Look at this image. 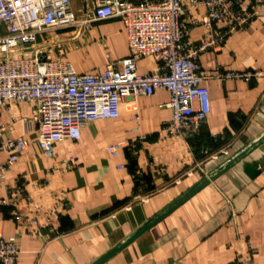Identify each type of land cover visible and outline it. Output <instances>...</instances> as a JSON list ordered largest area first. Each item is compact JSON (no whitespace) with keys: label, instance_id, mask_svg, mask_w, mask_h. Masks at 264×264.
<instances>
[{"label":"crops","instance_id":"crops-1","mask_svg":"<svg viewBox=\"0 0 264 264\" xmlns=\"http://www.w3.org/2000/svg\"><path fill=\"white\" fill-rule=\"evenodd\" d=\"M71 2L80 20L92 16V0ZM203 16L200 9L182 17L187 48L206 37L203 25H192ZM42 36L38 45L48 56L65 58L79 75L101 74L130 55L119 18L94 22L90 30L78 26ZM196 59L200 74L254 77L203 82L211 112L190 141L163 132L172 118L164 107L170 100L166 90L136 102L125 99L118 119L88 123L78 141L56 146L55 159L39 147L38 123L29 125L34 103L0 107V143L28 144L0 185V234L18 237L19 264H92L264 136V18L229 35L222 49L198 53ZM156 67L151 57L137 62L140 75ZM214 133L218 142L211 139ZM142 136L146 140L135 151L127 148ZM112 145L122 146L117 157L108 152ZM204 149L228 155L212 160ZM7 157L0 152V163ZM70 158L76 167L55 168ZM31 201L47 212L56 210L57 217L38 216L40 226L32 228L23 217L30 216ZM105 264H264V141Z\"/></svg>","mask_w":264,"mask_h":264},{"label":"built area","instance_id":"built-area-1","mask_svg":"<svg viewBox=\"0 0 264 264\" xmlns=\"http://www.w3.org/2000/svg\"><path fill=\"white\" fill-rule=\"evenodd\" d=\"M92 1V16L80 20L71 0H0V107L35 104L29 125L38 123L39 147L48 158H56L55 148L64 140L78 141L88 123L118 119L125 99L136 102L159 90L169 93L170 100L164 107L172 111L163 132L190 141L211 112L209 90L203 82H249L254 77L233 71L200 74L196 58L198 53L222 49L229 35L262 20L264 0ZM200 9L204 16L201 21H192V25H203L208 32L196 48H187L181 19L186 12ZM115 18L125 26L130 55L110 64L101 74L79 75L65 58L51 59L44 45H38V37L44 33L78 26L90 30L94 22ZM215 24H221L222 29L216 32ZM42 55L45 61L41 60ZM146 57L153 58L157 67L140 75L137 62ZM219 137L217 133L211 135L213 142H218ZM145 140L142 136L127 148L135 151ZM121 147L112 145L108 152L117 157ZM27 148V142L21 139L0 143V152L8 153L0 163V185ZM202 154L218 160L228 152L204 149ZM196 165L200 163L196 161ZM76 166L77 160L70 158L58 162L55 168ZM30 204V216L23 217L32 228H39L38 216L57 217L56 210L47 212L37 202ZM1 205L7 206L8 200H2ZM19 257L18 237L5 238L0 234V264H19Z\"/></svg>","mask_w":264,"mask_h":264},{"label":"water","instance_id":"water-1","mask_svg":"<svg viewBox=\"0 0 264 264\" xmlns=\"http://www.w3.org/2000/svg\"><path fill=\"white\" fill-rule=\"evenodd\" d=\"M41 60L45 61V55L41 56ZM264 141V136L260 138L258 141L252 143L247 150H245L243 153L239 154L238 156L234 157L233 159L227 161L215 174H212L209 177H206L202 179L200 182L196 183L194 186H192L187 192H185L181 197L176 199L173 203H171L163 212L159 213L157 216L149 220L147 223H145L143 226H141L138 230H136L130 237H128L123 243H121L118 246H115L110 251H108L106 254H104L102 257H100L98 260L93 262L92 264H105L110 259H112L114 256H116L118 253H120L122 250L127 248L129 245H131L133 242H135L137 239H139L142 235H144L146 232H148L150 229H152L154 226H156L158 223L163 221L166 217H168L172 212H174L176 209L181 207L183 204H185L187 201H189L191 198H193L195 195H197L201 190L206 188L210 183L215 181L219 176L224 174L227 170H229L234 164L243 157L246 152L250 149H255L259 145H261Z\"/></svg>","mask_w":264,"mask_h":264},{"label":"rangeland","instance_id":"rangeland-1","mask_svg":"<svg viewBox=\"0 0 264 264\" xmlns=\"http://www.w3.org/2000/svg\"><path fill=\"white\" fill-rule=\"evenodd\" d=\"M73 6V5H72ZM38 41H44V36L38 38Z\"/></svg>","mask_w":264,"mask_h":264}]
</instances>
